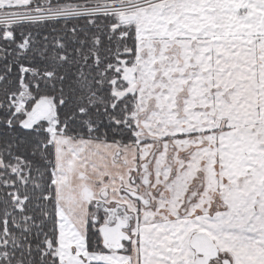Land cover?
Masks as SVG:
<instances>
[{
	"label": "snow or ice",
	"instance_id": "1",
	"mask_svg": "<svg viewBox=\"0 0 264 264\" xmlns=\"http://www.w3.org/2000/svg\"><path fill=\"white\" fill-rule=\"evenodd\" d=\"M0 264H264V0H0Z\"/></svg>",
	"mask_w": 264,
	"mask_h": 264
}]
</instances>
